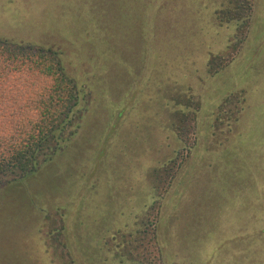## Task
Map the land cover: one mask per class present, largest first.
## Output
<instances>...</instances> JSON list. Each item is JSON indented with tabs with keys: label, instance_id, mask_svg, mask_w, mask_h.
I'll return each mask as SVG.
<instances>
[{
	"label": "rangeland",
	"instance_id": "374dc122",
	"mask_svg": "<svg viewBox=\"0 0 264 264\" xmlns=\"http://www.w3.org/2000/svg\"><path fill=\"white\" fill-rule=\"evenodd\" d=\"M237 1L0 0V39L58 58L73 125L88 109L29 192L0 188V264H44L59 207L75 264H107L116 232L125 264H264V0L230 42Z\"/></svg>",
	"mask_w": 264,
	"mask_h": 264
},
{
	"label": "trees",
	"instance_id": "16d2710c",
	"mask_svg": "<svg viewBox=\"0 0 264 264\" xmlns=\"http://www.w3.org/2000/svg\"><path fill=\"white\" fill-rule=\"evenodd\" d=\"M245 2L225 15L248 30L254 9ZM79 104L78 86L56 56L0 39V182L35 174L42 160L59 151Z\"/></svg>",
	"mask_w": 264,
	"mask_h": 264
},
{
	"label": "flooded vegetation",
	"instance_id": "af4514ba",
	"mask_svg": "<svg viewBox=\"0 0 264 264\" xmlns=\"http://www.w3.org/2000/svg\"><path fill=\"white\" fill-rule=\"evenodd\" d=\"M243 2H244V0H238L235 3V5L237 6V8H239V7H241ZM165 3L166 2H164V6H165ZM144 5H146V4H144ZM155 8H157V6H155ZM239 11H240V8H239ZM234 23H236L235 32H234L233 37L231 38L230 42L235 39V35L238 37V34H240L241 31H243V29L237 25V22H234ZM208 64H209V61L207 63V68H209V70H210V65H208ZM78 91H79V88H78ZM80 104H81V93H80ZM80 104H79V106H80ZM84 111H85V115L83 117H80L78 124L77 125L74 124L72 127H70L71 128L70 131L67 132L68 136L66 137V139H67L66 143H64V145L62 146V148L59 151L55 152L53 155L48 157L47 160H42L38 169H36V173L38 171H40L41 168L47 162L51 161L59 152H63L65 147H66V144L79 133V131H80L79 126L82 125L84 118L88 115V113H87L88 109H84ZM18 181H21V184H22V185H19L20 189H23V191L24 190L28 191V189L24 188L25 184L28 185V183L23 182V179L15 180L14 182L17 183ZM161 197L164 198V196H161ZM159 199L160 198H158L157 201H155V203H154L155 205L158 204V208H157V212H156V214H157L156 220L157 221L154 225V227L156 228V231L158 230V224H159L158 218L161 214V208H162V205H161L162 201L161 202L158 201ZM151 207H153V206H151ZM151 207H149L147 209L146 213L144 214V217L150 216ZM68 213H69L68 209H64V207L63 208L59 207L58 209L53 210V213H48L47 217H44L43 215L38 214L37 218H39V216H42V219L40 218V220H42V222H41L42 227H40V226L38 227L35 235H36V241L38 242V244L40 245L42 250L44 249V251H46V255L42 256L43 258H45L44 264H75L74 259L72 257V245H71V242L68 241V235H67V231H66L67 223H68L67 218L69 215ZM139 220H137L135 222V224H133L132 226H126V227H134V229L136 227H142V229H140V231L138 230L139 232L136 231L135 235H140L141 233H145L146 223L149 222L148 218L142 224L138 223ZM123 233L124 232H120L118 234V232H116V235H114V237L112 239L105 241V249H106V253L108 255V256H106L105 263H107V264L108 263L109 264L129 263L130 258H131L130 256H132L133 253H125L126 250H128V251L130 250V248H129L130 242L127 241L126 239H122ZM135 235L130 234L129 236L133 237Z\"/></svg>",
	"mask_w": 264,
	"mask_h": 264
},
{
	"label": "water",
	"instance_id": "95a60500",
	"mask_svg": "<svg viewBox=\"0 0 264 264\" xmlns=\"http://www.w3.org/2000/svg\"><path fill=\"white\" fill-rule=\"evenodd\" d=\"M17 179L21 180V179H24V178H23V176H20L18 178H15V177L6 178L2 182H0V188L5 187L9 182H13V181H15Z\"/></svg>",
	"mask_w": 264,
	"mask_h": 264
}]
</instances>
